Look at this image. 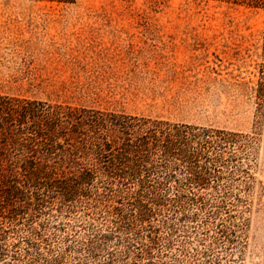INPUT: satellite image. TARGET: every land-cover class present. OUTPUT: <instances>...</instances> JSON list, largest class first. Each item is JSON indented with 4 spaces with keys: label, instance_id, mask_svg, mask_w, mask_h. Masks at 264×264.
Returning a JSON list of instances; mask_svg holds the SVG:
<instances>
[{
    "label": "rangeland",
    "instance_id": "374dc122",
    "mask_svg": "<svg viewBox=\"0 0 264 264\" xmlns=\"http://www.w3.org/2000/svg\"><path fill=\"white\" fill-rule=\"evenodd\" d=\"M0 93L257 132L244 164L251 178L229 207L243 223L230 264H264V0H0ZM203 213L178 222L163 264H188L207 246L204 230H191L206 220L213 237ZM49 218L55 248L71 247L60 264H105L112 248L109 264L121 262L116 237L89 254L64 239L83 243L94 227Z\"/></svg>",
    "mask_w": 264,
    "mask_h": 264
},
{
    "label": "trees",
    "instance_id": "16d2710c",
    "mask_svg": "<svg viewBox=\"0 0 264 264\" xmlns=\"http://www.w3.org/2000/svg\"><path fill=\"white\" fill-rule=\"evenodd\" d=\"M256 134L0 93V264H60L70 244L61 253L44 231L67 214L94 227L83 243L64 239L76 248L95 254L116 237L118 264H163L165 239L199 211L216 229L191 228L211 240L185 263L230 264L243 223L229 207Z\"/></svg>",
    "mask_w": 264,
    "mask_h": 264
}]
</instances>
